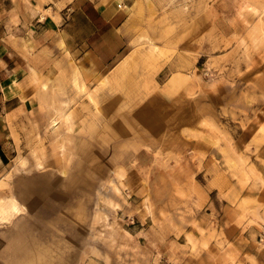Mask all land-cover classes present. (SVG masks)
Masks as SVG:
<instances>
[{"label": "rangeland", "instance_id": "rangeland-1", "mask_svg": "<svg viewBox=\"0 0 264 264\" xmlns=\"http://www.w3.org/2000/svg\"><path fill=\"white\" fill-rule=\"evenodd\" d=\"M98 1L70 52L0 0V58L36 54L0 106V264H264V0Z\"/></svg>", "mask_w": 264, "mask_h": 264}, {"label": "crops", "instance_id": "crops-1", "mask_svg": "<svg viewBox=\"0 0 264 264\" xmlns=\"http://www.w3.org/2000/svg\"><path fill=\"white\" fill-rule=\"evenodd\" d=\"M29 2L31 5L27 4L28 8L34 11L32 17L36 18L37 23L40 22L38 26L45 23L44 34L50 33L49 35L53 36L52 42L57 49H61L64 44V47L70 52L75 50V42L79 34L78 26L85 33L82 38L90 39V35L96 31L98 22L101 24L110 23L116 13L110 5H104L98 0H63L64 4L61 6H59L60 0H29ZM66 6L70 7L69 11L62 9ZM41 7L49 12L43 14L40 10ZM44 34L43 38L49 37ZM32 53L31 50L26 53L25 50L22 52L5 50L4 55L7 56V59L0 58V73H5V80H0V106H4L6 114L20 106H25L30 99L33 86L27 84L35 64L34 58H36V54ZM27 96L29 99L26 98ZM23 97L26 99L23 100ZM29 103H32V100ZM7 106L9 107L7 108ZM2 116L4 115L2 114ZM0 131H2L1 128ZM8 158L6 143L0 139V172L8 163Z\"/></svg>", "mask_w": 264, "mask_h": 264}, {"label": "bare ground", "instance_id": "bare-ground-1", "mask_svg": "<svg viewBox=\"0 0 264 264\" xmlns=\"http://www.w3.org/2000/svg\"><path fill=\"white\" fill-rule=\"evenodd\" d=\"M12 199H13V198H12ZM10 200H11V199H10ZM16 202H17L16 200L13 201L12 206H13V208H14L15 210L18 211V210H19V207L17 206ZM10 206H11V205H10ZM12 206H11V207H12ZM2 207H3L2 209H3L4 212H7V211L10 212V211L8 210L9 207H8V208H7V206H2ZM2 209H0L1 212H3ZM11 209H12V208H11ZM5 214H6V213H5ZM8 214H10V213H8ZM0 215H1V214H0ZM6 216H7V214H6ZM0 217H2V216H0ZM8 217H9V216H8ZM3 218H4V216H3Z\"/></svg>", "mask_w": 264, "mask_h": 264}, {"label": "built area", "instance_id": "built-area-1", "mask_svg": "<svg viewBox=\"0 0 264 264\" xmlns=\"http://www.w3.org/2000/svg\"><path fill=\"white\" fill-rule=\"evenodd\" d=\"M121 6V4H119Z\"/></svg>", "mask_w": 264, "mask_h": 264}]
</instances>
